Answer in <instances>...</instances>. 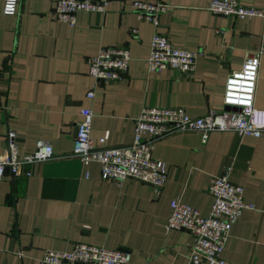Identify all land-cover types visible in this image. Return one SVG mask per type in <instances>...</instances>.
<instances>
[{
	"label": "crops",
	"instance_id": "0c3cea01",
	"mask_svg": "<svg viewBox=\"0 0 264 264\" xmlns=\"http://www.w3.org/2000/svg\"><path fill=\"white\" fill-rule=\"evenodd\" d=\"M132 1L170 6L158 30L174 48L198 52L191 74L148 72L153 26L137 19ZM209 1L110 0L103 14L77 13L72 27L56 20V0H19L13 16L2 13L0 0V154L9 131L19 156L40 140L53 149L50 160L0 179V264H38L45 251H70L76 243L127 251V264H189L192 236L165 229L170 202L178 197L208 216V183L223 172L255 210H244L231 227L222 258L264 264V132H212L205 142L198 133L176 132L155 140L152 156L167 175L158 195L136 180H102L99 164L72 156L83 108L93 114L90 137L109 147L132 142L133 120L144 107L182 108L191 118L223 109L227 75L264 46V18L213 15ZM237 1L264 12V0ZM102 47L129 51L121 80L97 82L88 74V58ZM254 106L264 110V55Z\"/></svg>",
	"mask_w": 264,
	"mask_h": 264
},
{
	"label": "built area",
	"instance_id": "2783aa9c",
	"mask_svg": "<svg viewBox=\"0 0 264 264\" xmlns=\"http://www.w3.org/2000/svg\"><path fill=\"white\" fill-rule=\"evenodd\" d=\"M2 13L17 14L19 0H2ZM110 0H56L54 16L57 21L74 26L79 12L103 14ZM137 19L153 26L149 54L145 59L149 73L165 69L191 74L198 52L174 48L169 39L159 32V18L170 6L164 2L132 1ZM213 15L240 20L264 18V12L240 4L237 0H210L206 8ZM131 30V35L136 34ZM264 46L245 56L242 66L232 70L226 78L221 111L208 110L202 117L191 118L182 108L144 107L133 120V139L127 146L109 147L105 139L90 137L93 114L83 108L76 124L72 156L86 166L97 163L100 177L105 181L121 183L127 179L149 185L158 195L166 180V166L152 156V144L159 138L176 132L198 133L205 142L212 132H235L239 136L258 137L264 132V110L254 106L260 59ZM130 54L126 48L102 47L87 60L88 74L97 82L118 81L128 71ZM93 98V92L86 94ZM228 107V110L224 108ZM53 158L51 145L40 140L31 154L19 156L15 135L6 134V146L0 154V179L6 174L17 176L26 165L43 163ZM29 175V173H27ZM243 188L232 183L229 172L210 179L206 192L212 199L208 216L180 198L170 202L171 214L165 225L167 231L185 230L192 236L189 246V264H226L222 251L231 227L244 210H255L243 200ZM258 212L264 214V208ZM130 253L84 243H76L70 251L43 253L38 264H127Z\"/></svg>",
	"mask_w": 264,
	"mask_h": 264
},
{
	"label": "water",
	"instance_id": "95a60500",
	"mask_svg": "<svg viewBox=\"0 0 264 264\" xmlns=\"http://www.w3.org/2000/svg\"><path fill=\"white\" fill-rule=\"evenodd\" d=\"M224 109H225V110H228L229 108H228V107H225Z\"/></svg>",
	"mask_w": 264,
	"mask_h": 264
}]
</instances>
